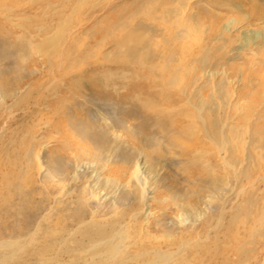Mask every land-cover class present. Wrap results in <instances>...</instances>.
Segmentation results:
<instances>
[{
  "label": "rangeland",
  "instance_id": "obj_1",
  "mask_svg": "<svg viewBox=\"0 0 264 264\" xmlns=\"http://www.w3.org/2000/svg\"><path fill=\"white\" fill-rule=\"evenodd\" d=\"M138 23L162 60L119 54ZM0 91V240L43 246L94 215L183 264H264V178L226 162L251 153L264 177V0H0ZM75 163L66 186L38 175ZM141 245L111 264H141Z\"/></svg>",
  "mask_w": 264,
  "mask_h": 264
},
{
  "label": "bare ground",
  "instance_id": "obj_2",
  "mask_svg": "<svg viewBox=\"0 0 264 264\" xmlns=\"http://www.w3.org/2000/svg\"><path fill=\"white\" fill-rule=\"evenodd\" d=\"M123 25L126 24L124 23ZM141 28L140 23L130 25L128 32L121 38L117 39L116 44L119 47V54L129 56L134 60L138 58L139 62H155L159 59L162 60V57L164 56L152 46V39L145 40L144 37L141 36ZM61 36L62 33H60L56 38H53L52 36L43 37L37 41L35 45L38 48L47 50L52 54V51L55 50L54 48L56 47L57 42L61 39ZM0 93V100L3 102L5 96L7 97V95H11L12 92L8 94L0 91ZM18 99H20V97ZM212 127V132L205 130V136L214 139L220 145H224L226 143V137L223 136L225 134L226 127L223 126L219 131L223 135V138L218 136L217 129H219V122L214 121L212 123ZM195 161L197 164H202L199 162V159H195ZM205 162L211 164L208 160ZM226 162L238 166L240 173L249 178H264L263 176L258 175V169L261 168L263 164L261 165L256 162L251 153L247 156L246 163L241 166H239L240 162L234 160H227ZM69 165H72V162ZM73 166L74 169L71 172L68 170L66 171L65 168L63 169L60 164L53 167L48 164H42L38 167V175L40 179L47 184H52V181H56L57 183H63L65 185L67 184L66 182L70 180L78 179L79 165L78 163H75ZM228 175L232 176V171H230ZM142 178L143 176L141 173L139 174L136 171L135 175H133L130 180L132 181V184L136 185L139 182H142ZM141 197H144V192H140V198ZM247 198V204H251L252 207L257 204V200H255L252 196ZM252 207L250 209L245 208L247 214L253 213ZM262 209L264 210V205L262 206ZM235 211L236 212H234L230 218V222L232 224L238 219L241 210L236 209ZM182 213L188 214L189 211L182 208ZM129 222L130 221L126 219L106 223L96 219L93 215L92 218L80 222V224L74 229H58L59 232L56 235L51 234L50 231L47 230L45 232V236L50 237L51 240L43 246L38 245L36 242L34 243L33 234L23 237L18 236L19 238L16 239L0 240V264H111L113 263V260L111 259H113V257H117L120 251H126V248L130 246V244L137 245L138 242H142L140 251L138 253L128 251L127 257H131V259L141 258L143 259L141 264L184 263V259L181 258V255H183L181 254L183 253L182 249H172L170 246H168V248H163L157 244L149 245L140 238V235H138V239L128 241L127 239H129V237L127 230ZM71 242H73V245L70 244ZM87 256H90L91 260H88ZM64 257H68L67 260L64 259ZM244 260L245 259L238 261L236 264H242Z\"/></svg>",
  "mask_w": 264,
  "mask_h": 264
}]
</instances>
